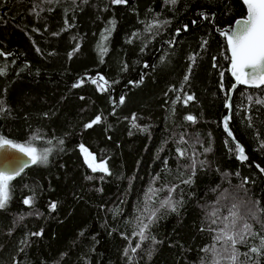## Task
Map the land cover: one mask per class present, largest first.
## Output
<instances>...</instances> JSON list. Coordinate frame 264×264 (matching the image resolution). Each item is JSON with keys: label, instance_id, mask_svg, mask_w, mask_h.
<instances>
[{"label": "trees", "instance_id": "1", "mask_svg": "<svg viewBox=\"0 0 264 264\" xmlns=\"http://www.w3.org/2000/svg\"><path fill=\"white\" fill-rule=\"evenodd\" d=\"M245 13L241 0H0V137L51 149L9 181L0 264H264V84L228 103L216 32ZM233 192L253 209L234 248L220 233L241 212L238 199L220 209Z\"/></svg>", "mask_w": 264, "mask_h": 264}, {"label": "snow or ice", "instance_id": "2", "mask_svg": "<svg viewBox=\"0 0 264 264\" xmlns=\"http://www.w3.org/2000/svg\"><path fill=\"white\" fill-rule=\"evenodd\" d=\"M114 3H123L126 0H113ZM172 3H175V0H171ZM243 3L246 5L247 14L246 17L242 20L236 21V29L235 31L229 35L227 32L223 34L227 38L228 46L231 49V72L232 75L236 78L237 83L240 84H252L255 86H260L264 84V0H243ZM106 39V37H105ZM101 52L105 53L107 51L102 45H99ZM39 51V49H37ZM187 79V77H185ZM103 83H98L96 79H92L93 84H97L98 88L104 89V84L107 81H104L103 77L99 78ZM83 83V80L74 84L73 87H79ZM193 99L192 96H188L187 100ZM187 101H185L186 103ZM259 102V101H258ZM0 103H3L0 101ZM119 103H124V97L120 98ZM230 107V105H227ZM135 119V117H133ZM189 121H194V117L188 116L186 117ZM227 119L225 118L224 127L227 129ZM101 117L98 115L92 120L90 123L86 124V128H91L94 124L100 123ZM231 135V133H229ZM51 144V141H48ZM63 143V141H60ZM4 145H9L13 149H17L19 152L24 153V155L30 157L31 164H47L48 156L51 153L50 148H44L42 152L38 151L37 148L32 146H26L25 144L14 143L13 141L0 137V147ZM236 149L239 153V158L242 160L247 159L244 155V149L239 144L236 145ZM81 150L85 153V160L88 163L89 167L92 168L93 171H97V169L107 172V168L103 164L97 165L95 163V157L88 152L83 145H81ZM205 151H210V149H205ZM183 155V153H180ZM29 161H25L22 163L15 172V175H19L20 171L23 170L24 167L28 165ZM264 171V169H261ZM14 178L13 175H8L0 172V209L4 208L9 200V181ZM91 178V177H89ZM31 198L25 199V204H30ZM168 202L165 201V204ZM163 206V205H162ZM56 205L53 203L51 205L52 209H55ZM172 210L175 211V207L172 206ZM233 215H235L233 213ZM254 215V214H253ZM155 218V213H152V217ZM255 218V216H254ZM215 223V221H213ZM236 221L233 220L232 224L235 226ZM245 229H250L251 225L245 223L243 225ZM147 228V225L141 229L139 235L141 239H145L144 229ZM228 228L226 224L224 229H221V233L223 234V238H226L228 241H231L233 248L237 243H242L244 237L241 236L240 240L237 241L235 235H228L225 231ZM40 233H34L33 235H39ZM216 241H220L222 239L221 235H217L215 237ZM261 246L264 247V238L261 239ZM135 251V249H133ZM205 252L209 251L208 248L204 249ZM252 252H257V248H252ZM127 255V252H125ZM247 255V253H245ZM236 255H233L231 259L235 261ZM218 264V262H216Z\"/></svg>", "mask_w": 264, "mask_h": 264}, {"label": "water", "instance_id": "3", "mask_svg": "<svg viewBox=\"0 0 264 264\" xmlns=\"http://www.w3.org/2000/svg\"><path fill=\"white\" fill-rule=\"evenodd\" d=\"M241 1L243 2V0H241ZM244 6H245V10H246V5L244 4ZM246 14H247V10H246V13H245V15L243 17L237 18L232 24H230V25H228V26H226V27H224L222 29H219V28L216 29V32L218 34H220V35H223L224 38H225V42H226V45H227V50H228V54H229V57H230V61H231V49L228 46L227 38H226V36L223 33L224 32H227L229 35H231L235 31V29H236V26H237L236 25V21L244 19L246 17ZM212 17H213L212 19L214 20L215 19V12H212ZM178 34H179V32H176L175 38L173 40V43L170 45L171 47L175 43L176 37L178 36ZM0 53H2L1 50H0ZM158 53H159V50L155 53L154 57L152 58V60L150 62V67L153 65V63L155 61V58L158 55ZM4 56H8V55H4ZM145 67L146 66L143 65V68H145ZM231 76H232V78L234 80V84H233V87L230 89V92H229L228 103H230L231 94H232L234 88L236 86H238V85L244 86V87H248V88H259V87L263 86V84L260 85V86H255V85H252V84H240V83H237L236 78L232 75V72H231ZM82 77L84 79L89 80V81H92V79H96L97 81H100L99 80L100 77H96V76L90 78L89 75H83ZM82 77H79L78 79H76V81L73 84H76L77 82H79V80ZM141 78H142V75H141V71H140L139 78H138V83L141 81ZM100 82L103 83V81H100ZM104 85H106V84H104ZM125 89H126V85L121 89V91L119 92L118 96H120V94L122 93V91L125 90ZM109 91H110V96L112 97V89L110 87H109ZM229 113H230V111H229ZM84 148H86V147L84 146ZM80 150H81V146H80ZM81 153H82V155L84 157L85 153L82 150H81ZM244 155L247 157V155H246L245 152H244ZM237 157H238V159L240 161H245L246 160V159L245 160L240 159L239 158V153L237 154ZM25 161H29V163H28L27 166L32 165L30 163V157L24 155V153L19 152L17 149H13L9 145H4L3 147H0V172L5 173V174H8V175L15 176L16 170ZM26 167H24L23 170ZM22 171H20V172H22Z\"/></svg>", "mask_w": 264, "mask_h": 264}, {"label": "rangeland", "instance_id": "4", "mask_svg": "<svg viewBox=\"0 0 264 264\" xmlns=\"http://www.w3.org/2000/svg\"><path fill=\"white\" fill-rule=\"evenodd\" d=\"M84 160H85V155H84ZM85 162H86V160H85ZM95 163H96L97 165H99V164H103V165L106 167V165H105L104 162H98V161H96V159H95ZM86 164L88 165L87 162H86ZM88 166H89V165H88ZM91 169H92V168H91ZM97 170H98V171H101V170H99V169H97ZM29 198H31V201L34 202V197L30 196V197H28L27 199H29ZM232 199H238V200L242 203V204H240L241 212L235 214L234 217H233L232 219H230V220L228 219V217H226V218H221V219H224V221H226L225 225H226V224L228 225V228L225 230V231L227 232V234H228V235H232V234L235 235V236H236V240L238 241V240H240V238H238V237L241 236V235H244V233H246V232H245L246 229L244 230V228L241 227V225H242V222L246 219V216H244V215L247 213V211H248L249 209L252 208V201H251L250 199H248L244 194L235 193V192H233L232 194L227 193L226 197L223 198V199L221 200V202H222L223 200H227V201H223V204L221 205L222 207L220 208L221 210H223V214H230V213H228V212H229V209H230L231 204H232V203H230V201H231ZM32 202H31V203H32ZM228 202H229V203H228ZM225 203H227L226 206H224ZM223 206H224V207H223ZM250 207H251V208H250ZM254 207H255V209L258 210V207H257L256 204H254ZM228 208H229V209H228ZM251 210H253V209H251ZM258 214H259V213H255L254 215H258ZM260 215H261V213H260ZM226 219H227V220H226ZM233 220L236 221L235 226H233V224H232ZM220 233H221V231H220ZM221 234H222V233H221ZM237 235H238V236H237ZM223 251H224L225 253L229 252V253H232V255H236L235 250H227V251L223 250ZM236 264H238V260L236 261Z\"/></svg>", "mask_w": 264, "mask_h": 264}, {"label": "bare ground", "instance_id": "5", "mask_svg": "<svg viewBox=\"0 0 264 264\" xmlns=\"http://www.w3.org/2000/svg\"><path fill=\"white\" fill-rule=\"evenodd\" d=\"M122 97V96H121Z\"/></svg>", "mask_w": 264, "mask_h": 264}]
</instances>
